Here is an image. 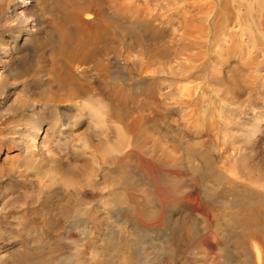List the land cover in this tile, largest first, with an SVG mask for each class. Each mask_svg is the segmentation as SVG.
I'll use <instances>...</instances> for the list:
<instances>
[{
	"label": "bare ground",
	"instance_id": "obj_1",
	"mask_svg": "<svg viewBox=\"0 0 264 264\" xmlns=\"http://www.w3.org/2000/svg\"><path fill=\"white\" fill-rule=\"evenodd\" d=\"M212 262L264 264V0H0V264Z\"/></svg>",
	"mask_w": 264,
	"mask_h": 264
},
{
	"label": "rangeland",
	"instance_id": "obj_2",
	"mask_svg": "<svg viewBox=\"0 0 264 264\" xmlns=\"http://www.w3.org/2000/svg\"><path fill=\"white\" fill-rule=\"evenodd\" d=\"M183 255H184V257H188L189 256L188 251H185ZM210 264H214V263L212 262Z\"/></svg>",
	"mask_w": 264,
	"mask_h": 264
}]
</instances>
